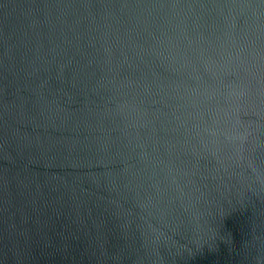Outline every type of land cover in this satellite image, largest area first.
Wrapping results in <instances>:
<instances>
[{
    "label": "water",
    "instance_id": "95a60500",
    "mask_svg": "<svg viewBox=\"0 0 264 264\" xmlns=\"http://www.w3.org/2000/svg\"><path fill=\"white\" fill-rule=\"evenodd\" d=\"M0 264H264V0H0Z\"/></svg>",
    "mask_w": 264,
    "mask_h": 264
}]
</instances>
